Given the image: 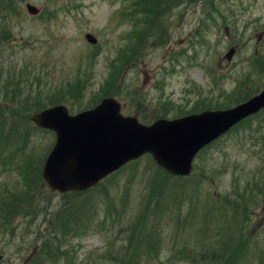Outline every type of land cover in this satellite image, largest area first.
<instances>
[{
    "label": "rangeland",
    "instance_id": "1",
    "mask_svg": "<svg viewBox=\"0 0 264 264\" xmlns=\"http://www.w3.org/2000/svg\"><path fill=\"white\" fill-rule=\"evenodd\" d=\"M27 4L38 7L42 14L30 15ZM131 5L128 11L123 0H26L19 16L5 22L11 42L0 45V74H13L14 82L20 81L22 92L33 100L32 105L48 108L53 103L62 104L76 115L109 95L121 102L125 116L137 117L146 125L161 117L173 120L206 110H227L248 93L264 89V73L256 68L264 57V0H186L168 14L165 43L158 44L153 35L147 36L141 56L127 65L140 34L155 33L145 28L149 20ZM87 34L94 35L98 44L87 42ZM232 48L237 52L228 61L226 55ZM115 88L121 96L110 95ZM77 92L79 96L73 98ZM0 108L9 110L5 104ZM34 113L31 109L15 117L21 126L19 138L27 132L29 139L25 146H21L23 140L14 141L8 148L9 162H2L5 157L0 162V199L31 193L29 188L34 186L38 214L12 218L9 206L0 210V264H31L38 247L46 241L48 225L64 203L46 184L27 179L47 158L56 139L54 133L31 122ZM24 162L27 168H22ZM168 176L146 156L109 178L107 188L114 182L115 187L107 191L108 197L101 191L89 199L96 223L67 239L62 248L66 254L57 263L48 258L45 263L115 264L120 259L119 246L128 244L127 228L135 224L132 242L143 238L138 234L144 218L140 213L151 182H167L172 191L166 199L150 197L146 210L155 202L161 206L155 228L147 230L152 239L162 238L163 248L150 262L141 257L142 264H190L170 252L172 248L182 250L185 243L192 247L187 249L189 254L202 251L196 238L178 226L190 212L188 197H194V192L202 199L224 203L217 209L226 206L227 218L237 219L234 223L241 231V243L231 247L230 264L236 260L239 264H264V114L251 118L201 153L190 179ZM176 186L184 192L185 207L176 203L182 199L170 197L178 194L173 189ZM127 194L131 195L128 201ZM246 201L248 213L245 208L235 211V205ZM105 212L115 225L100 221L98 216ZM254 245L255 251L243 259Z\"/></svg>",
    "mask_w": 264,
    "mask_h": 264
},
{
    "label": "trees",
    "instance_id": "2",
    "mask_svg": "<svg viewBox=\"0 0 264 264\" xmlns=\"http://www.w3.org/2000/svg\"><path fill=\"white\" fill-rule=\"evenodd\" d=\"M25 1L26 0H0V45L3 44L6 46L9 42H11L10 34L7 29L9 25L5 22L9 21L10 19L11 22L13 18L19 16L21 12V4ZM185 2L186 0H123L124 6L129 8L128 11L132 9L131 4L133 3L137 10L140 11V13H143L146 19L149 20L148 22H145V28L149 27V31L153 29L155 32L154 34H151L143 31L140 34L139 40L135 48L132 50L129 60H126L128 61L127 65L135 63L141 56L140 49L143 47V43L146 41L147 36L153 35L152 37L155 38L156 43L158 44L165 43L167 40L165 30L167 29V18L169 17L168 14L174 8L184 4ZM256 68L261 73H264V57L258 60ZM11 75L13 74H10L8 77H3L0 74V107L4 104L9 106V110L0 108V162L2 161V158L5 157L4 161H2L4 163H8V160H10L9 157L7 160V156H9L8 148L12 144H15L14 141L17 140V143L20 140H23L21 146H25L24 143H26L29 139V133L27 132L23 133L19 138V130L21 126L18 122H15V117H17L16 115L21 114L22 112L27 114L31 109L39 112L45 108L41 107L40 104L32 105L33 100H30V96H27L22 92L20 81L14 82L15 78ZM5 78L6 80H4ZM77 88H79V86ZM119 91V89L115 88V90H113L110 95L121 96V94L118 93ZM257 93H248L246 97H243L242 100H238L236 103L245 101ZM78 96L79 92L72 94L73 98H77ZM53 105H56V103L51 104V106ZM263 114L264 111L252 118H257ZM245 123L240 124L234 129L236 130ZM42 162L40 167L39 164L36 165V169L33 173H31V177L27 179H33L38 183H44L42 180V169L45 160ZM22 168H27L26 162H24V166ZM109 183L110 182H103L98 187L93 188L86 193H69L61 195L64 203L61 204L60 208L55 213V221L52 218V222L48 225V229L46 230L48 235L46 237L43 236L46 241L38 249V253L35 255L31 264H46L45 260L47 258L51 263H57L66 254L65 251H62V248L65 246L64 244H67V239L71 237V235L78 236L80 233L85 232L87 228H91V226L96 223L94 215L88 206L89 199L91 198L93 200L96 197V194H99L101 191L104 192L102 195H107L108 197L107 191L112 192L113 188L115 187L114 182L111 187L107 188ZM29 189L31 190V193H26V191L25 193H22L10 200L1 198L0 210L7 209L9 206V210L12 213V218L19 215H24L26 218H29L33 217L35 214H38L36 206L38 199L37 189L34 186L30 187ZM173 189H175L178 194L172 195L170 197H178L180 200L182 199L176 203L178 205H184L182 207H185V195L183 190H181L178 186ZM170 191H172V188L167 186V182H151L150 194L144 204L143 210L140 213V215L143 214L144 218L138 234L139 236H143V238H141L137 243L132 242L130 238L133 234V230L135 229V224L127 228L125 231L129 233L126 234V242L128 244L122 246L121 248L119 246L118 250L120 251V259L115 262V264H142L140 262L141 257H146L150 262V260L158 257L161 254L160 250L163 248L162 238L159 236L161 241L155 239L154 237L152 239L153 234L147 230V228L150 230L155 228V217L158 215V211H160L158 208H161V206L158 204L156 205L155 202L153 208L150 207L148 208V211L146 210L149 205L150 197L154 198L159 196L161 199H166V196ZM129 195L130 194H127V201ZM188 198L190 201V212L183 218V220H179L180 224L177 220L176 226L179 224L178 226L181 228V230H187L186 234L195 237L196 243L202 247V251L189 254L187 253V249L188 247H191V245L185 243V248L182 250L172 248L170 252L174 257H182L187 259L186 261H188L190 264H230L233 260V256L230 254L231 247L241 243V231L237 224L234 223L237 222V219L233 218L232 221L230 218H227L226 206H223L221 209H217L224 203H217L215 200L207 198L202 199L197 196L195 192L194 197L189 196ZM235 207V211H237L239 208L242 209L241 211H243V208H245L244 211L248 213V201L242 205H235ZM145 212L147 213L145 214ZM98 217L102 218L100 221H103L104 223L108 222V224L111 226L115 225L113 221L109 220L110 215L108 212H105L102 217ZM224 221L228 223L221 225L220 222ZM8 225L10 226L11 223ZM220 237L223 238L220 239ZM254 242H257L256 244L260 243V241L257 240H254ZM55 245L57 246V249H54ZM255 245L252 249H249L245 252L243 259L248 258L255 251ZM113 253L114 251H111L112 255H114ZM261 256L262 253L260 252L259 257ZM226 259H229L228 262ZM261 261L264 263L263 259H261ZM235 262L236 264H239L238 260ZM73 264H75L74 261Z\"/></svg>",
    "mask_w": 264,
    "mask_h": 264
},
{
    "label": "water",
    "instance_id": "3",
    "mask_svg": "<svg viewBox=\"0 0 264 264\" xmlns=\"http://www.w3.org/2000/svg\"><path fill=\"white\" fill-rule=\"evenodd\" d=\"M32 15L39 10L27 5ZM91 44L98 40L86 36ZM235 54L232 49L227 59ZM264 109V91L233 109L205 111L175 120L160 119L151 126L121 114V104L104 99L96 108L70 115L63 105L32 116L37 126L56 134L43 180L60 194L86 192L111 174L144 155L172 176L193 172L195 157L235 125Z\"/></svg>",
    "mask_w": 264,
    "mask_h": 264
}]
</instances>
